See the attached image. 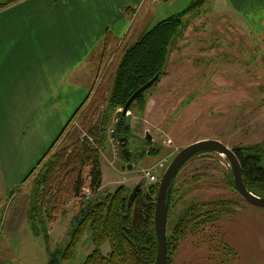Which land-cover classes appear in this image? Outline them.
<instances>
[{
	"label": "rangeland",
	"instance_id": "rangeland-1",
	"mask_svg": "<svg viewBox=\"0 0 264 264\" xmlns=\"http://www.w3.org/2000/svg\"><path fill=\"white\" fill-rule=\"evenodd\" d=\"M8 1L0 0V4ZM193 1L197 0H162L151 5L144 0L139 9L130 5L131 12L126 9L125 0H53L45 5L43 22L71 24L80 29L79 33L87 28L92 34L98 29L104 33L107 27L120 26L117 21L121 19L128 24L118 38L103 40L102 35L96 43L77 40L78 49L85 52L87 48L86 53H90L87 67L92 76V95L73 117L67 132L75 129L78 140L92 143L85 125L103 106L98 99L108 93L123 50L157 21L183 11ZM39 2L22 4V10L30 9L23 13L24 25L35 28L36 23L43 24L37 16L42 9ZM124 12L130 13L128 18ZM241 12L230 9L226 0H202L182 17V24L168 44L161 75L143 94V109L137 110V103H132L124 118L129 161L122 158L116 138L107 137L103 147L92 143L101 171L96 196L111 193L118 186L131 191L139 182L143 190L157 185L174 154L198 140H218L228 148L264 143V22ZM0 16L6 18L8 14ZM28 51L26 44L19 47L23 56ZM32 54L34 58L35 52ZM13 118L19 122L15 114ZM51 129L48 128L49 133ZM145 133L151 141L144 140ZM14 145L6 139L5 151ZM60 146L56 143L52 151ZM150 147L156 148L153 153L147 152ZM87 171L88 168L82 175L86 184ZM228 171L226 159L214 152L194 156L177 171L172 188L179 199L175 202L174 198L168 209L165 236L182 210L193 203L228 200L234 205L229 208V215L213 221L200 220L175 235L178 240L167 253L169 264H264V207L249 204L233 192L225 183ZM146 172L154 176L155 182L144 177ZM20 174L19 168H8L9 178ZM23 184L13 185L9 195L1 194L0 219L3 216L4 221L0 228V264H47V247L50 252H61L65 247L71 227L69 219L78 208L77 198L68 197L63 207L51 215L46 247L25 221L23 211L30 181ZM83 192L86 196L94 194L88 188ZM48 209L49 206L43 208L46 219ZM107 246L102 243L100 252L105 254ZM91 250L84 233L72 257L60 264H80Z\"/></svg>",
	"mask_w": 264,
	"mask_h": 264
},
{
	"label": "trees",
	"instance_id": "trees-1",
	"mask_svg": "<svg viewBox=\"0 0 264 264\" xmlns=\"http://www.w3.org/2000/svg\"><path fill=\"white\" fill-rule=\"evenodd\" d=\"M201 3L202 0L193 1L183 11L157 21L123 50L114 69L108 93L98 99L103 106L95 113V117L91 118V122L85 125L86 133L96 147H103L107 137H112L110 131H113L114 135L125 137L126 124L115 110L121 108L129 95L152 76L156 73L161 75L168 44L182 24V17ZM91 89L48 146L45 155L28 174L30 186L24 212L25 221L29 224L30 231L40 236L47 247L48 224L52 216L63 207L65 199L77 198L78 208L69 219L71 227L65 247L61 252L57 249L50 252L47 247V264H60L62 260L71 258L84 233L90 240L92 250L80 264H153L156 252L153 207L157 185L143 190L139 182L132 195H129L130 190L118 186L111 193L96 196L95 193L101 186L96 148L89 141L78 140L75 129L67 132L73 117L90 99ZM145 92L146 90L132 102L137 103V110L143 109ZM112 119H115L114 123ZM56 143L61 146L52 151ZM155 149L150 147L147 152L153 153ZM231 150L238 161L244 188L254 196L264 198V143L235 146L231 147ZM203 153L213 152H197L185 162ZM86 168L89 177L87 184L82 177ZM174 176L165 192L166 217L169 207L173 206L174 198L175 202L179 199L172 188ZM225 183L235 192L230 169ZM84 188L95 193L91 196L82 195ZM233 205L234 203L228 200H212L196 202L183 209L169 234L165 236V264H169L167 253L170 247L178 240L175 235L181 233L187 225H194L200 220L213 221L229 215V208ZM44 206H49L47 219ZM104 242L108 245L105 254L99 250Z\"/></svg>",
	"mask_w": 264,
	"mask_h": 264
},
{
	"label": "crops",
	"instance_id": "crops-1",
	"mask_svg": "<svg viewBox=\"0 0 264 264\" xmlns=\"http://www.w3.org/2000/svg\"><path fill=\"white\" fill-rule=\"evenodd\" d=\"M30 1L10 0L0 4L3 5L0 14H8L6 18L0 16V199L1 194L12 192L13 185L29 182L28 174L92 87V76L87 67L90 53H86L87 48L85 52L78 49L80 43L77 44V40L96 43L102 35L103 40L105 37L118 38L128 27L121 19L117 21L121 22L120 26L107 27L104 33L98 29L92 34L88 28L79 33L80 29L71 24L43 22V11L53 0H40L42 9L37 11V16L43 24L36 23L32 28L22 21L23 13H29L30 9L22 10L21 6ZM125 1L126 9L131 12L130 5L135 4L139 9L144 0ZM226 4L238 14L244 10L241 13L254 16L259 23L264 22V0H226ZM255 6L259 9H253ZM129 14L124 12V17L128 18ZM22 44L29 48L25 56L19 52ZM32 51L36 54L34 58ZM13 114L19 122H14ZM49 127L52 128L50 133ZM58 129L59 133L55 135ZM6 139L15 144L9 152L4 148ZM8 168H19L21 174L11 179ZM2 219L4 221L3 216L0 228Z\"/></svg>",
	"mask_w": 264,
	"mask_h": 264
},
{
	"label": "water",
	"instance_id": "water-1",
	"mask_svg": "<svg viewBox=\"0 0 264 264\" xmlns=\"http://www.w3.org/2000/svg\"><path fill=\"white\" fill-rule=\"evenodd\" d=\"M159 73H156L148 81L134 90L129 97L125 100L123 106L119 108V117L125 118L129 105L134 99L142 92L150 88L158 79ZM113 137V133L111 134ZM144 140L151 141L150 136L145 133ZM117 144L120 147V153L124 160L128 159V151L125 150L126 139L120 137L117 140ZM200 151H212L217 154H221L227 161L230 172L232 184L235 192L238 196L249 204L264 207V198L254 196L248 192L242 182L241 173L238 161L232 152L231 148H228L218 140H198L188 144L182 149L178 150L171 158L162 175L157 182L156 193L154 197L153 207V229L156 242V252L153 264H165V220H166V205H165V192L170 183L171 178L176 174L177 170L181 167L185 161L193 154ZM129 165L126 166L129 169ZM138 187V184L130 191L129 195H132Z\"/></svg>",
	"mask_w": 264,
	"mask_h": 264
},
{
	"label": "built area",
	"instance_id": "built-area-1",
	"mask_svg": "<svg viewBox=\"0 0 264 264\" xmlns=\"http://www.w3.org/2000/svg\"><path fill=\"white\" fill-rule=\"evenodd\" d=\"M162 0H148V3L151 4V5H157L161 2ZM144 177L150 181H154L155 182V179H154V176L152 174H150L149 172H146L143 174ZM84 191V190H83ZM84 193V192H83Z\"/></svg>",
	"mask_w": 264,
	"mask_h": 264
},
{
	"label": "flooded vegetation",
	"instance_id": "flooded-vegetation-1",
	"mask_svg": "<svg viewBox=\"0 0 264 264\" xmlns=\"http://www.w3.org/2000/svg\"><path fill=\"white\" fill-rule=\"evenodd\" d=\"M127 127H128V126L125 125V126H124V129L126 130ZM120 137H122L120 134H117V135H114V134H113V137H112V138H116V139L118 140ZM124 138L126 139V137H124ZM125 146H126V144H125ZM126 161H129V158H128Z\"/></svg>",
	"mask_w": 264,
	"mask_h": 264
}]
</instances>
